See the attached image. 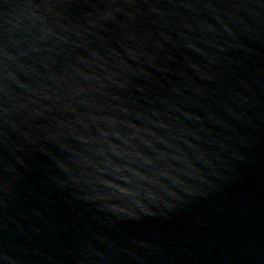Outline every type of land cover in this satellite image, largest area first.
Returning <instances> with one entry per match:
<instances>
[{
    "label": "water",
    "instance_id": "1",
    "mask_svg": "<svg viewBox=\"0 0 264 264\" xmlns=\"http://www.w3.org/2000/svg\"><path fill=\"white\" fill-rule=\"evenodd\" d=\"M0 264H264V0H0Z\"/></svg>",
    "mask_w": 264,
    "mask_h": 264
}]
</instances>
